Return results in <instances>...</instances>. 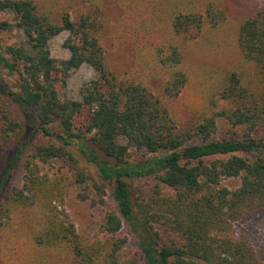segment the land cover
<instances>
[{"label":"trees","instance_id":"16d2710c","mask_svg":"<svg viewBox=\"0 0 264 264\" xmlns=\"http://www.w3.org/2000/svg\"><path fill=\"white\" fill-rule=\"evenodd\" d=\"M115 1L121 15L109 20L103 0H0V34L19 32L0 46V68L17 88L0 91V156L12 151L0 175V264H264L235 231L264 209V0L235 23L228 0ZM63 30L69 57L58 60L49 41ZM103 33L132 44L140 72L161 80L158 94L116 77ZM182 37L207 46L235 37L241 54L228 70L209 71L189 125L168 105L191 80ZM84 64L97 78L68 98L66 79ZM5 102L34 115L17 121ZM219 120L230 135L215 139ZM39 135L46 140L35 142ZM55 162L72 173L77 198L102 209L92 237L77 233L64 188L44 170ZM18 169L21 184L5 191ZM136 179L153 180L146 199L136 197ZM124 224L141 252L128 251ZM156 227L180 243L165 245Z\"/></svg>","mask_w":264,"mask_h":264},{"label":"rangeland","instance_id":"374dc122","mask_svg":"<svg viewBox=\"0 0 264 264\" xmlns=\"http://www.w3.org/2000/svg\"><path fill=\"white\" fill-rule=\"evenodd\" d=\"M105 16L109 20L118 19L121 15V11L118 8L115 0H103ZM260 0H228L230 5V20L233 23L238 20L244 13H248L254 6H257ZM72 10L75 6L70 3ZM69 5V4H68ZM5 18V15L0 13V19ZM76 19V16H73ZM235 21V22H234ZM233 26L230 23L229 28ZM19 32L12 30L0 34V46L12 45L17 41ZM69 36V32L63 30L56 37L49 41L50 55L54 59H67L69 57L68 50L64 47V42ZM100 40L105 48V60L113 73L118 79L124 80L126 78L134 77L139 81H142L148 89L155 94H158L161 89V80H150L145 77V73L140 72L138 65V54L135 52L132 44L128 41H116L111 38L109 34L99 35ZM180 48L183 56L184 64H186V70L190 73L191 80L185 90L180 93V96L172 101H168L170 109H172L176 118L184 125H189L194 120H197L201 114L199 110L202 109L204 103L201 83L209 75V71L214 70H228L233 67L235 63L241 60L240 52L235 48V37L228 38L227 43L225 40H220L214 43V46H207L202 43H197L193 40H188L185 37L180 39ZM97 78L95 71L87 66L81 65L78 69L71 72L66 79L65 91L68 98L79 99V89L85 82L94 80ZM163 84V82H162ZM9 89L17 91L16 83L14 79L9 76L5 69L0 68V91L6 93ZM6 103V107L11 112L12 117L20 121L22 116L26 119L28 113L34 115V112L26 110L23 107L15 108L14 106ZM21 108V109H20ZM22 115V116H21ZM26 137H32L30 131L32 128L27 127ZM230 130L229 125L224 121H218V131L215 139L228 137ZM40 135L35 138V142L45 141ZM12 151L6 152L0 156V175L3 169L6 167L10 160ZM60 163H54L52 166H45L44 170L53 173V177L59 181L60 186L65 190L64 196V208L69 215L70 220L75 225L77 233L83 237H92L98 230V224L102 216V209L92 208L86 202H81L77 198V187L73 184L72 173L66 168H60ZM152 179H136L132 181V186L135 191V195L139 199H146L151 193L153 186ZM21 184V169L11 172L9 180L6 182L5 191H12ZM222 185L235 189L239 185L237 179H226L222 182ZM107 201L114 205V201L111 195V190L108 189ZM141 201V200H140ZM155 231L158 233L159 239L167 246H172L180 243L179 238L168 231H164L160 227H156ZM235 231L238 235L245 236L249 242L255 248L260 259L264 263V209L259 210L235 224ZM122 234L128 237V251L141 252L139 247V241L136 235H134L130 228L124 224L122 227Z\"/></svg>","mask_w":264,"mask_h":264}]
</instances>
